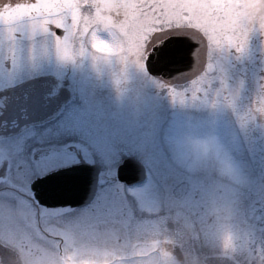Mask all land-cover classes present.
<instances>
[{"label": "rangeland", "instance_id": "obj_1", "mask_svg": "<svg viewBox=\"0 0 264 264\" xmlns=\"http://www.w3.org/2000/svg\"><path fill=\"white\" fill-rule=\"evenodd\" d=\"M255 2L257 0H231L233 6ZM101 26L105 29L101 32L102 35L107 36V31L116 33L119 38L117 46L121 51L136 50L129 49L124 37L119 36L123 33L118 28L99 24L93 32ZM46 44L49 49L54 48L51 42ZM140 46H143L142 42ZM254 49L252 45L249 56L254 53ZM82 61L86 63L83 65L85 69L82 74L86 78L84 82H91L87 80L89 75L92 79L97 76L98 82H102L103 77L109 76L110 80L107 82L111 86L105 85V88L115 95V98L104 94L108 99L104 97L98 99V104L95 106L96 119L83 117L79 122L76 119L74 122L65 118L63 123L66 127L65 132L68 130L73 137L80 135L79 140L86 141L88 146H95L91 150L92 157L96 160L103 161L105 158L110 161L120 160L127 156L141 158L148 168L149 175L140 185L127 187L124 190L122 187L119 189L118 186L111 188L115 193L110 194L109 201L115 204L111 205L109 211H113L117 216L120 211H124L123 218L126 219L127 228L131 227V237L129 234L128 241L123 238L122 224L101 220L81 208L33 209V221L44 232L50 233L49 237H54V242H51L50 246H60L67 240L68 232H71L85 249L95 243L93 238L104 244L111 242L113 245H120L131 241L135 243L153 239L156 242L160 240L158 237L166 236L168 239L183 242L181 247L171 244L176 250L171 251L178 255L184 250H190L206 258L208 264H234L228 258L213 254L212 236V227L218 222L216 215L218 205L222 201L232 200L239 210L235 221L237 227L242 233H250L252 236L250 254L242 253L238 258L243 260L244 264H248L250 259L252 264H255L254 257L264 249V139L259 144L257 140L251 138L252 129L250 130V127L241 129L234 119L232 109L225 105L213 107L199 100L181 103L173 99L167 88L161 86L154 93L153 86L160 85L159 81L140 72L133 73L128 68L126 80L117 87L112 68H107V65L98 68L94 65L95 69L90 65L93 63L90 58ZM255 62V59L248 57L241 64L245 74L250 75L246 80L239 73H235L236 69L229 73L231 85H236L235 81L240 83L243 79L245 88L241 87V99L246 101L253 96L255 92L253 89H256L252 71V67L257 65ZM69 63L70 61L66 59V64ZM91 71L95 76L90 73ZM138 75L143 77L145 85V113L144 116L139 117V122H130L135 121L140 112L134 105L137 104V100L128 103L131 105L129 107L131 118L126 122L123 121L127 116L126 106L122 107L118 104L126 105L127 102L119 96L123 91H116L115 88H125L123 84L136 81ZM129 87L131 88L132 85L130 84ZM257 127L260 126H255L256 130ZM260 128L262 130L258 131L264 136V127ZM60 131V129L56 130L57 133ZM209 133L217 135L225 144L227 152L223 153L234 164V170L225 169L220 157L200 156L188 146L187 140L191 135L204 136ZM86 151L91 156L89 150ZM109 156L114 158L111 159ZM27 157V155H15L14 160L26 162ZM1 158L2 156L0 162ZM65 158L73 159L70 155H65ZM109 171L113 172V170ZM38 173L39 171L35 169L27 170V178L30 179ZM125 198L128 201L121 205ZM0 202L9 206H23L16 191L1 194ZM24 207L28 208L25 205ZM89 209L91 211V208ZM97 212H101L100 209L94 213ZM135 215L140 218L136 219ZM170 223L174 224L173 228L169 226ZM31 228L34 229V226ZM121 239H123L122 243H120Z\"/></svg>", "mask_w": 264, "mask_h": 264}, {"label": "snow or ice", "instance_id": "obj_2", "mask_svg": "<svg viewBox=\"0 0 264 264\" xmlns=\"http://www.w3.org/2000/svg\"><path fill=\"white\" fill-rule=\"evenodd\" d=\"M232 6L231 0H81L80 3L75 0H2L0 48L7 44L14 65L19 34L31 38L41 35L51 38L58 54L64 57L68 55L64 50L66 45L77 37L80 40L87 37L85 30L89 24L110 27L112 16L122 14L118 29L129 49L138 50L143 42L147 50V40L156 32L170 33L147 51L142 64L147 70L158 56L162 63H172L183 56L185 66L171 70L170 78L192 72L198 53L203 49V63L192 76L174 83L159 81L174 100L181 103L199 100L213 107L228 103L241 129L264 127V115L249 103L253 96L241 102L243 79L236 86L229 83L230 70L244 63L254 39L259 42L258 55L264 58V22L257 25L251 21L249 25L234 26L232 32L224 33L216 21L222 14L232 12ZM85 10L89 14L86 15ZM166 43L172 47L161 55ZM159 71L168 70L161 67ZM262 86L264 78H259L256 89ZM217 147L218 152H227L224 143H218ZM22 234L28 237L29 243L40 241L24 221L0 218V236L19 241Z\"/></svg>", "mask_w": 264, "mask_h": 264}, {"label": "flooded vegetation", "instance_id": "obj_3", "mask_svg": "<svg viewBox=\"0 0 264 264\" xmlns=\"http://www.w3.org/2000/svg\"><path fill=\"white\" fill-rule=\"evenodd\" d=\"M80 2L81 0L77 1V3ZM85 14H89L87 10H85ZM122 18V14L113 15L110 27L117 29ZM98 25L89 24L88 29L85 30L87 31V35H90ZM184 30L187 31V29ZM173 31H176V29H173ZM96 32L94 31L92 36ZM169 34V32H156L155 35H152L147 40L148 50H145L143 46H139L138 50L121 51L125 56L126 63L129 58L133 61L130 64L131 67H128V69L133 73L140 72L142 75L145 74L146 68L142 67L143 55L151 50L153 44ZM193 34L195 35V33ZM119 36L123 38V34ZM83 41L80 40L81 47H83ZM46 43H50V40H46L44 36L31 38L27 34H19L16 44V62L14 65L7 44L0 48V156H2L0 162V192L15 190L21 198L23 197L27 202L32 203L38 208L39 205L33 195H27L25 193L26 190L19 188L15 180L26 179L29 166L40 168L45 164V159L42 158L50 151L48 147L43 145L44 140L47 139L46 135L57 125H60L65 118H69L71 111H73L71 115H74V118L96 117L95 112L97 108L95 106L98 104V99L104 97V94H106L105 96L108 95L111 98H115V95L105 88V85L111 86L107 82L110 80L109 76L103 77L104 80L98 82L97 76L91 71L90 73L95 78L92 79L89 75L87 80L91 82H84L86 78L82 74H84L85 69L83 65L86 63L82 60L89 57L79 59L75 62L76 66L74 68L67 67L65 63L67 56H60L55 45L50 50ZM65 52L68 53L69 50H65ZM50 55L58 59L56 67L49 66ZM199 55L203 59V49H201ZM23 58L28 60V66L18 67V60ZM90 65L92 68H95L93 67V63H90ZM107 68L111 67L107 66ZM72 71H74V78L69 76ZM184 73H188L185 74L188 77L194 74V72ZM19 74H25L28 77H18ZM73 80L75 84L72 89ZM130 84L132 85L131 88L129 87ZM123 86L125 88H115L116 91H123V94L121 93L119 96H122L121 98L127 102L126 105L118 104L122 107L126 106L127 116L124 117L123 121H130L129 107L131 105L128 103H134L137 100V104L134 105L140 113H138L139 116L135 121L130 122H139V117L144 116L145 113L144 102L146 101V96L143 77L141 78V75H138L136 81L133 80L129 84L124 83ZM153 87L154 93H156L159 85H154ZM116 96L118 95L116 94ZM111 109L113 110V105H111ZM62 135L52 136L60 139L63 137ZM70 148L74 155L81 158L80 143H75ZM60 150L63 151L64 148L55 145L51 151H58L59 153ZM25 154L34 156H31V161L30 157H27L29 162L11 163L12 158L9 155L24 156ZM15 173L17 176L14 175ZM34 229L30 231L40 239L39 242L50 245V242L47 240L51 234L44 232L42 228ZM17 243V240L0 236V261L3 264H14Z\"/></svg>", "mask_w": 264, "mask_h": 264}, {"label": "clouds", "instance_id": "obj_4", "mask_svg": "<svg viewBox=\"0 0 264 264\" xmlns=\"http://www.w3.org/2000/svg\"><path fill=\"white\" fill-rule=\"evenodd\" d=\"M232 7V12L222 14L216 21L217 27L224 33L232 32L234 26L239 28L241 25H249L251 21H255L257 25L264 22V0ZM102 31H105L103 26L97 30L95 37L87 35L83 47L80 46L79 37L75 38L66 59L75 63L83 57H89L98 68L105 65L111 67L114 82L120 87L126 80L127 68L133 61L129 58L126 63L121 48L117 46L119 38L116 33L107 31L108 35L105 36L101 34ZM146 57L147 54H144L143 60ZM249 103L264 115V86L255 90ZM224 105L231 109L230 104ZM218 143L222 142L213 133L204 136L194 134L187 140L188 146L194 153L203 157L218 156L225 169L234 170L232 161L223 151L218 152ZM28 215V210L22 205L9 206L0 202V218L25 221ZM216 215L218 222L212 227L213 254L228 258L234 264H244L238 257L242 253L250 254L252 236L250 233H242L235 223L239 215L236 203L232 200L222 201L216 209ZM254 259L255 264H264V249ZM106 260L108 264H116L110 254L106 255L102 242L92 244L85 249L80 241L68 232L67 240L60 246L41 244L35 240L29 243L28 237L22 234L16 245L14 264H86V262L104 264ZM0 264L3 262L0 261ZM142 264H208V261L195 251L184 250L179 256L172 252L150 255L143 258ZM248 264H252L251 259Z\"/></svg>", "mask_w": 264, "mask_h": 264}, {"label": "water", "instance_id": "obj_5", "mask_svg": "<svg viewBox=\"0 0 264 264\" xmlns=\"http://www.w3.org/2000/svg\"><path fill=\"white\" fill-rule=\"evenodd\" d=\"M171 47V44H166L161 49V55L166 54ZM185 63L183 56L176 58L172 63H162L158 56L151 61L149 70L170 79L171 70L184 67ZM161 67L168 71H159ZM100 172L101 169L98 165L75 164L59 168L34 180L31 188L39 203L46 206L83 207L90 204L97 194ZM146 176L144 165L132 157L125 159L117 168L118 179L129 185L143 181ZM170 226L173 227V224Z\"/></svg>", "mask_w": 264, "mask_h": 264}, {"label": "trees", "instance_id": "obj_6", "mask_svg": "<svg viewBox=\"0 0 264 264\" xmlns=\"http://www.w3.org/2000/svg\"><path fill=\"white\" fill-rule=\"evenodd\" d=\"M116 177L114 173H106L104 172L103 174V184H102V194H110L111 192L109 191L110 186L117 184Z\"/></svg>", "mask_w": 264, "mask_h": 264}]
</instances>
